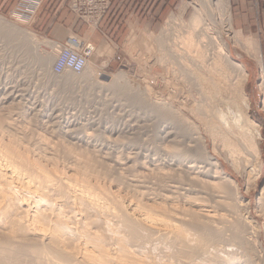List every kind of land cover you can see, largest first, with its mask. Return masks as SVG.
I'll use <instances>...</instances> for the list:
<instances>
[{
    "label": "rangeland",
    "instance_id": "374dc122",
    "mask_svg": "<svg viewBox=\"0 0 264 264\" xmlns=\"http://www.w3.org/2000/svg\"><path fill=\"white\" fill-rule=\"evenodd\" d=\"M201 1L203 0H177V2L174 3L175 5L173 7V13L167 19L162 21L163 28L166 22L173 15H176V17L177 16L182 17V20L184 21L190 19V17L193 14L194 8L197 7V4L203 5ZM224 1H228L230 3V0H221V1L215 0L212 3L213 12L217 13L220 18V23L218 21L219 24L217 25L219 26V29L214 28V31L215 33H217L218 31H221L223 33V37L227 44L229 54L234 60H236L231 50L232 46H231L230 41H233L232 34L225 32L226 30L223 29L224 27L223 24L226 19L225 12L227 9L226 5L224 4ZM205 6H207L205 8H208V10L210 9L209 4H206ZM208 23L210 24L211 22L209 21ZM23 24H25V21L21 19V14L19 12L8 14V11L4 12V10H0V127L2 126V129L4 128L3 134L2 133L0 134V142L3 140L5 141V143H9L10 140H13L17 142L16 148L19 147L18 152H20L22 156H26V157L29 156L28 157L29 160L31 161L33 160V162L36 159L38 161V162L37 161L34 162L33 165L34 166L37 165V166L35 168V171L34 170L31 171V174L29 172L30 169L26 170L24 173L22 169L19 170V168L14 166V164L12 165L16 169H18L19 172L23 173V174L20 173L19 175L20 178L19 176H15L18 180L15 177L12 178L13 180L10 179L11 183L14 182L13 184H11V187L13 188L14 191H18V192L14 193V191L12 190L13 192L11 191L12 193L9 192V194L10 195L18 194L17 196H14V197L12 196V197L14 199L18 197L17 199H19L18 201H20V202H17V200L16 201L14 200L12 201L13 202L12 205L15 204L16 207L18 208L19 205H22L24 203L22 205L23 208L24 209L28 208L29 211L31 210L30 213H26L27 216L28 214H31L29 215L30 218L27 216L25 217V215H23V218L25 217V219L23 220L22 218L20 219L19 217L18 219L20 221L26 222V225H30L31 219L33 220V217H34V208L36 206L38 207L39 205L38 202L41 200V198H43L39 203H41V205L42 203H44L43 204L44 207L41 206V208H43V210L46 212V213L44 212L45 215L48 217L47 219V217L45 216L44 219L46 218L45 220H47L50 223H47L46 221L44 222L46 224L45 225L43 222L38 223L37 221L33 220L34 222L33 221L31 222L33 224L35 223L34 224L35 226L33 227L44 229L42 232L39 231V233L41 234L44 233L45 235H48L49 234L48 231H50V234H52L51 231H54L53 228L57 229L58 226L62 227V225H65L62 228L65 227L66 230L64 231L69 230V232H64L63 229L61 228L64 233L62 236L61 234L62 232H60L61 229L59 227L58 230H55V231L56 232L58 231L61 235L57 234L56 232L55 233L58 235V237L61 236V238L62 237L64 238L65 236L66 239L69 240L67 241L64 238L66 244L63 248L62 247L61 248L64 249L65 252L67 248L68 249L70 248L71 251L70 249L69 250L67 249L68 252L66 253L70 252L69 254H74L73 257L77 258V260L78 259L81 260L82 258L81 256L83 257L86 256L88 253L86 251H89L90 254L88 253V255H92V256L100 255L101 253H99V250H98L99 249L98 247L100 245H97V244H102L106 240L107 236L108 237L106 240V249L108 251L110 249L109 252H111L113 249L114 250L113 252L116 253L118 251L117 249L119 248L118 242L117 244H115L117 240L116 237H118V235L119 237H122L121 235L124 236L125 230L122 229L123 228L122 224H121L122 227H120L119 222L112 220L114 219L113 217H111V220H110L109 219L110 217L108 216V214L109 215L113 214L115 216L122 217L124 216V212H125L126 217L125 216L124 217L128 219L127 217H129L131 213L133 212L142 213V210L144 208H141V207H144L145 204L152 203L151 205H155V203L157 202L161 206H154L152 210H150L151 214L149 213V211H147V213L149 214L145 213L146 212L145 210H143V213L147 214L149 217H151L152 215L151 221L153 220L152 222L154 223L158 222L157 224H160L161 220L168 221L167 215L166 213H164L165 208L168 209L170 206L172 207L173 205L174 207L173 209H176L177 211L179 210L181 211L184 208L187 209L189 207L188 205H187L188 207H186V204H187V202L185 201L186 199L181 198L180 195L177 193L178 191L177 192L175 191L176 188H174V186L177 187V185H175L174 182L177 181V182L184 183L185 175L187 176V174L185 173L186 171L180 166H178V164L176 163L174 159L175 155L172 154V151H175V149L176 150L182 149L188 157L191 156L190 160L192 158H193L192 160H195V161L197 160L198 164L196 163V165L200 166L201 162L206 161V157L202 155L203 151L201 150L200 138H197V135H196V134H199L200 136L204 138L208 151L211 152L210 154L219 160L224 170L237 182L239 186V194H240L239 196H241L242 201H244L243 202L244 205L248 203V207L245 213L243 212L244 210L241 211L242 212L241 217L243 219H247V222L250 221L249 223L250 225L247 231L248 238L257 239L259 249L262 253V256H264V205L260 201L262 189L264 187L263 186L264 185V125L261 124V121H263L264 123V85L260 87L261 91H258V94L259 95L261 94L263 96V100L260 103V104L263 103V107L259 106V108H255L253 107L252 100H251V95L253 93L252 91H254V89H252V86L255 83V81L253 80V83H251V78L249 76L250 73L248 72L246 66L243 63L236 60L237 62L241 63L244 66L246 72L248 73V79L244 87V91L250 102V108L247 111V113L253 120H255L260 125V132H261L262 139L259 141V147H260V160L259 161L255 160L254 158L255 153L250 151L249 148H247L246 141L242 137H239L238 135L231 136V139L234 138L231 141L238 146V149H239L238 151L239 153H237L238 155L237 154L234 156L227 155L228 153L226 154V150L225 151L223 150V149H226V146H224L225 144L222 143V141L219 142V140H216L218 139L216 138V135H214L216 133L212 132L213 127L215 126L214 122H216V120L214 121L213 119H210V116H208L210 114L207 115V113H205L207 115L206 116L204 113H203L204 115L201 113L202 111L199 112L200 110H198L202 107V106H199L200 103L204 104L205 103L204 101H208L207 98H206L207 100L205 98H202L201 94L204 93L203 97L209 94L211 98V100H209L210 103L207 102L208 105H211L209 107L211 108L214 106L213 109H215V111L222 112L223 114L227 116L225 118L227 119L226 121L220 120L225 130L230 131L231 128L237 130L238 126L235 122H233L234 121L233 120L234 110L233 109L231 110L233 112H229L228 110L229 108H232L233 106L228 107L227 105L228 97H229L228 96L229 90L227 88H224L223 90L221 89L222 91L220 92V90H215L214 88L210 87L207 84L204 85L203 83L201 84L198 81H196L197 82L196 83L195 79L185 80L181 74H177L175 75L176 76L175 77L174 74H172L173 72H171V69H170L171 65L166 66L170 62L167 64H163V63L160 64L161 62L159 63L157 57L158 56L161 57L162 55H164V53L166 55V50H168L169 48L168 44H171L170 40L168 41L167 39L166 40L162 39L164 38V35L162 33L163 28L160 32L156 34H150L148 31H143L142 29H138V28H130V30L129 28H125L122 39H120L118 42L113 41V43H109L101 48L95 46L93 43H89L88 41L84 42L81 38L76 37L80 43L84 42L86 44L92 45L94 50L91 56L89 57L87 63H89V67L92 70H95L96 73L98 74H96V77H93V79L88 80L80 76L82 73L75 74V73L68 71L63 74H66V73H68V75L75 74L76 76L74 75V83H72L71 85H65V83L63 82L64 75L63 74L56 75L52 72V67H53L54 62L51 64L49 63L46 64L45 67L39 64L38 60L40 59L41 54H44V55L54 54V49L50 48L49 46L50 44L48 40L45 39V37L41 36L35 30V28H22ZM7 29H8V35L6 33ZM12 29L18 30V31L15 30L17 32L15 33V35L10 33ZM181 33H183V31H181ZM31 36L34 37L35 40H33ZM26 37H28L29 40ZM162 41L163 43H161ZM242 52H245L249 56H252V58L256 59L259 62L260 64L259 68L261 69L262 67L261 61H260L261 57H257V56L254 57L253 55H251L252 53L250 52V50L246 48L245 49L240 48L238 50V55L241 56L242 54H244ZM259 52L261 53L260 49H259ZM114 57H115V62L112 65H110L109 61L110 59H113ZM120 74L126 77L120 84L121 85V87H119L120 89L118 88L119 91L121 90V88L123 89L119 93L118 90L113 89L111 85L114 80L113 77H116ZM103 76L104 77L106 76L108 78L104 79ZM188 81L190 84L187 83ZM108 83H109V86H108ZM199 84L202 88L199 86ZM134 85L136 86L134 87ZM257 88L259 90L258 86ZM205 91L210 92V93H207ZM199 92L201 94H199ZM154 102H156V105L157 103H159V105L157 106L160 108L161 106L162 107L164 106L165 109H167L171 106L169 109H167V112L173 111L172 116L174 115L173 119L176 121L169 119L171 114L169 115L167 113L162 114L158 110H156L154 108L155 106ZM152 104H154L153 107H152ZM195 109H197L196 111L199 113L195 112L194 111ZM255 117L259 118L261 121L257 120ZM209 120H210V123H209ZM230 132L233 133L232 130ZM184 145H187V146H184ZM249 151H250V154H248ZM171 158L173 159V161L171 160ZM9 159L10 158H8V165L9 164L11 165L12 163L9 161ZM38 159L39 160L41 159L40 162ZM237 161H240V162H237ZM43 163L46 164L45 166H48V168L47 167L45 169L41 168L44 166ZM238 163H240V165ZM91 164L93 166H91ZM52 165L55 167H53ZM237 165H238V168H237ZM51 166L53 169L51 168ZM90 167H93V168L91 169ZM57 169H60V170L57 171ZM63 169L65 171H63ZM75 169H76V172H74ZM44 170L47 172V173H44V176L46 178H42L41 176L43 175L36 174L37 172L43 173ZM53 170H56V171H53ZM79 170H81L83 173ZM87 171L89 173H87L86 175ZM49 173H50V176H49ZM78 173L79 175L80 173H82V176L79 177ZM24 174L26 175V178L24 177L25 176ZM59 174L60 176H63V177L59 178L60 177ZM65 175L67 178L70 177V180L69 179L66 180L67 178L65 177ZM50 177L52 179L56 178L55 180H60L58 182L62 181L66 183V181H69L70 184L73 185L74 189L70 185L71 189L69 187V189L67 190L66 188H63V186L60 183L56 184L58 183L57 181H53L50 184L53 183L52 186L54 187V190L56 191L53 190L54 191L53 192L52 190H49V189L46 190L45 186L47 183L45 182L47 181L45 180L48 179V181H50L49 180ZM179 177H182V179ZM74 178H75V181H77L76 182L77 184L75 183V181L74 182H72L73 180L71 181V179H74ZM77 178L79 180H77ZM84 179L87 181V182L85 181L86 184L83 183ZM251 179L253 182H251ZM21 180L24 183L25 182L27 183L29 182V183L24 184L21 182ZM25 180H29V181H25ZM32 180H33L32 182L33 184L30 183ZM15 181H18L21 183H18ZM42 182L45 185L43 184L42 186ZM69 182H67L66 184L69 185ZM79 182L81 183V187H80ZM35 183L36 184L38 183V186L35 185ZM78 183H79V186H78ZM184 184H187V182H185ZM33 185L35 186V188ZM83 185L85 186L84 189L82 188ZM25 187L27 189L29 188L28 189L29 191L27 189L25 190ZM19 188H22V189H19ZM42 188H45V189H42ZM75 189L79 190L78 192H75L76 194L74 193V191H77ZM185 189H187V187H185ZM196 189L200 190L199 188H196ZM20 190H22L23 193L27 191L26 194L27 193L28 194L27 195L23 194L21 193L22 191ZM34 190L38 191V193L36 191L34 192ZM92 190L94 193L93 195H96V196L91 195ZM99 190H101L102 193ZM103 190H105V192L107 191L106 194ZM41 191L46 194L41 195L42 193ZM50 191H52L53 195L55 193V197L57 198L59 202H57L56 198L51 194ZM67 191H69L70 193ZM87 191L88 192L90 191L91 194L90 193L88 194ZM209 191L213 192L212 190H207L208 193H210ZM103 192L106 196L108 194L107 197L110 199L107 198L106 200V196L103 195ZM82 193H84L85 195ZM176 193L178 194L179 197H177ZM218 193H215V194H218ZM66 194H69V195H66ZM223 194L224 193H222L220 196H225ZM40 195L44 197H41ZM169 195L170 196L172 195L173 198L171 200L166 201V197ZM32 196L35 198H33ZM98 196H99V199H98ZM101 196H104V197H101ZM111 196H113L114 198L113 197L111 198ZM21 197L24 198L23 199L25 200L24 202L23 200L20 199ZM30 197H32L33 199H31ZM38 197H41V198L39 199ZM81 197L83 198L81 199ZM225 197L230 199L231 204H234L236 198L232 190L228 191ZM76 198L78 199L76 200V204H75V200L73 199H76ZM177 198L180 199V202ZM34 199L36 200L34 201ZM37 199H39V201ZM45 199L48 202H45ZM52 199L54 200V202ZM102 199H105V200H102ZM111 199L113 200V202L111 201ZM148 199L151 200L152 202L148 201ZM31 200L33 201L31 202ZM116 200H118V202L121 203L124 209L122 206H120V204L116 202ZM36 201H38L36 203L38 205L35 206V204H32V203ZM161 201L163 203H161ZM26 202L30 204V207H29V204L26 205ZM49 202H51V205L50 206L48 205L49 206L48 207L47 205H45V203H49ZM52 202L55 203L56 207L52 205ZM66 202L68 203L70 202L71 204L69 203L68 205V203L66 204ZM83 202L84 203L86 202V203L84 204ZM102 202L106 203L107 205L103 204ZM172 202L175 204H173ZM61 203H65V204H63V206H60L62 205ZM96 203L98 204V206ZM114 203L118 204L119 206L118 205L116 206ZM15 205L13 206L15 207ZM32 205H34V207ZM58 205L60 207H57ZM67 205L68 207H66ZM129 205H131L130 208H129ZM10 206L8 207V210L13 208V207L10 208ZM25 206L27 207L25 208ZM163 206H165V208ZM37 207L35 208V210H37ZM70 207L72 208V210L70 209ZM95 207L97 209V213L95 212L96 211ZM120 207L122 208L120 211H118ZM45 208L47 209L45 210ZM105 208L108 210L104 211ZM111 208L114 210L111 211ZM55 209L58 210V212L60 211L61 214L64 211L65 212L67 211L65 215L62 214L63 217L65 216L66 218V220L65 218H63L65 221H63L61 214H59V216L56 217L58 214L56 213L57 211ZM87 209H89L88 211H90L91 209L92 210L89 213ZM125 209H128V211ZM47 210L48 211L50 210V211L48 212ZM54 210L57 215L54 213L55 215L53 214L52 216V213L54 212ZM72 211L76 212V214L77 213L80 214V212H82L81 213L82 215L80 214L81 217L79 218V214H77L76 216V214L73 213ZM101 211L104 213H102ZM219 211H220V208L219 210H216L217 213ZM83 212H84V215H83ZM126 212H129V214L128 213L126 214ZM105 213H108V214H105ZM117 213H120V214H117ZM220 213L223 214L222 210L219 212V214ZM70 214H71L70 223L75 222L76 223V224L74 223L75 225H73V223L72 224L69 223L68 219H69ZM89 214H91L90 216L92 220L91 218H89L90 217ZM164 214L166 216L165 219L163 217ZM66 215L68 216L66 217ZM83 216L84 217L86 216V217L84 218ZM160 216L163 217L161 220L158 219V218H161ZM72 217L73 218L75 217V219L76 218L77 219L71 220L73 219ZM97 217L99 218V220ZM56 218H58L57 220L59 221L62 219L63 223L60 225L58 224L59 221H56L57 223L55 222V220L53 221V219H56ZM86 218L88 220H86ZM26 219L28 220L25 221ZM79 220L80 221L82 220L81 223H79L80 222ZM93 220H97V221H94V223L90 222ZM85 221L86 223H84ZM106 221L107 223H103ZM114 221L116 222L114 223L115 226L113 224ZM96 222L99 225L100 224H103V225L102 226L100 225L101 226L100 227ZM89 223H92L91 226L89 225ZM117 223L119 227L117 226ZM52 224L56 225L57 227L56 226L54 227V225L51 227L50 225ZM66 224H67V228H66ZM84 224L85 226L88 224L86 227L87 229L85 228ZM104 224L108 227V230ZM109 224H112V226H110ZM39 225L42 227H40ZM70 225H73V227ZM93 226L97 229H95ZM77 227H78V231L76 230ZM116 227H117L116 230L118 232L120 231L121 235L118 234V232L116 234V231H115ZM46 228H49L50 230ZM70 228H72V233L70 231ZM73 228L75 231L73 230ZM81 228L86 229L87 231L91 228L90 229L91 232L90 230L87 232L86 230H83ZM93 228L94 230H96V232L93 230ZM120 228L122 230H118ZM112 230L115 232L114 235H113ZM76 231H77L76 235L79 236L78 238L79 240L76 239L77 238V236H75ZM65 233L69 235H66ZM93 233L95 235H93ZM106 233H107V236H106ZM91 234L94 237L98 236L99 238L91 237L90 239L89 237L92 236ZM88 235L89 237H87ZM112 235L114 236V238L112 237ZM69 236L72 238L73 242L71 241V238ZM84 236H86L85 238L87 239H85ZM32 237L27 236L26 238H24L26 239L27 242L24 241L23 243L24 245L23 244L22 245L23 246L30 245V244L33 245V243L36 242V240L38 239L36 236H34V238ZM27 238H30V239H27ZM31 238L33 241L31 240ZM110 238H113V240L111 239V242L109 243ZM98 239L100 242H98ZM80 240H83V241H81L80 243ZM101 240L103 242H101ZM89 241H91L90 243L93 244L92 246L91 244H88ZM113 241H115V243ZM92 242H95L96 244ZM0 243H1V239H0ZM73 243L75 244L73 245ZM84 243L85 244L87 243L88 247H87V244L86 246H84ZM114 245H117V246H114ZM73 246H77V247L73 248ZM82 247L84 248L86 247L87 250L86 248L85 250L84 248L82 249ZM111 247L113 248L111 249ZM95 248H98V249H95ZM75 250L77 251L80 250V251L77 252ZM96 251L99 254H96ZM80 252L81 254H84V255H81ZM92 252L94 253L91 254ZM113 252H111V255L113 254L112 256H114L115 254ZM117 254L118 253H116L115 255L118 257ZM8 256H12L16 258V256L14 255H8ZM112 256L110 257V259H112ZM116 256H114L115 258L113 257L112 259L113 262L114 261L117 262L118 258ZM8 258H9L8 259L9 261L7 260L8 262L6 264H9L11 262H13L14 264H20V263L26 264L28 262L26 260H29V258L27 257H25V259L27 258L26 260L24 259V257L23 258L20 257L19 261H18V257L17 259H13L11 257H8ZM21 258H22V261L20 262ZM30 261L31 260H29V262ZM31 263L32 261L28 264H31ZM61 264L63 263L61 262Z\"/></svg>",
    "mask_w": 264,
    "mask_h": 264
},
{
    "label": "bare ground",
    "instance_id": "6f19581e",
    "mask_svg": "<svg viewBox=\"0 0 264 264\" xmlns=\"http://www.w3.org/2000/svg\"><path fill=\"white\" fill-rule=\"evenodd\" d=\"M214 1L215 0H203V1H201L203 3V5L202 4H199V5L197 4V7L194 8L192 16L188 20L184 21V20H182V17L177 16L178 17L177 18L176 15H173L166 22V24H165V26L163 28V31H162V33L164 35V38H162V39H164V40L167 39L168 41L170 40L171 44H168L169 48H168V50H166V55L164 53V55H162L161 57L158 56L157 58H158L159 63L161 62L160 64H162V63L163 64H167V63L170 62L166 66L171 65L170 69H171V72H173L172 74H174V76L177 75V74H181L182 77L185 80L186 79H192V80L195 79V82L198 81L201 84L202 83L204 85L207 84L210 87L214 88L215 90H220V92L224 88H227L229 90V92H228V96L229 97H228L227 105H228V107H231V106H233V107L229 108L228 110H229V112H233V111H231L232 109L234 110V112H233L234 113V119H233L234 121L233 122H235L237 124V126H238L237 130L231 128L233 133L230 132L231 131L230 129H229L230 131L225 130L224 126H222V124H221L220 120L226 121L227 119H225V118L227 116L225 114H223L222 112L215 111V109H213L214 106L210 108L209 106H211V105L207 104V102H209V100H211L210 95L207 94V93H210V92L205 91V92H207V93H205V94H207L205 97H203L204 93L201 94L199 92V94H201V97L205 98V99L207 98L208 101H204L203 100L205 103L204 102H203L204 104L200 103L199 106H202V107L200 109H198L199 108L198 107L197 109L200 110L199 112L202 111L201 112L202 114L203 113L204 114L207 113V115L210 114V115H208V116H210V119H213L214 121L216 120L217 124H216V122H214L215 126L213 127L212 132L216 133V134H214V135H216V138H218L216 140H219V142L222 141V143L225 144L224 146H226V149H223V150L224 151L226 150V154L228 153L227 155L234 156L237 153H239L238 152L239 151L238 146L231 141V140L234 139V138L231 139L232 135H234V136L238 135L239 137H242L246 141L247 148H249L250 151L255 153V156H256V157L254 156L255 160L259 161L260 160L259 141L262 139L261 132H260V125L255 120H253L247 113V111L250 108V102H249V99H248V97H247V95H246V93L244 91V87H245V84H246L247 79H248V73L246 72L244 66L241 63L237 62L236 60H234L230 56L227 44H226V42L224 40V37H223V33L221 31H218V30H217L218 31L217 33H215V31H214V28H216V29L218 28L219 29V26H217V25L220 23V18L218 16V14L213 12V9H212L213 8L212 7V3ZM206 4H209V7H210L211 10L210 9L208 10V8H205V7H207V6H205ZM224 4L226 5L227 9H226V12H225L226 13V16H225L226 19H225V22L223 24L224 27L223 26L222 27H223L224 30H226L225 32L232 34V39H233L234 43L236 45H240L241 46L242 45L241 44L242 41H241V39H240L241 42H239V40H238V38H241V37L240 36L236 37V35H235L236 33L234 34V32H233L232 20H231V14H230V3L228 1H224ZM209 21L211 22L210 24L208 23ZM218 21H219V23H218ZM212 24H213V26H212ZM15 30L16 29H12V31H10V33L15 35V33H17L16 31H18V30H16V31ZM181 31H183V33H181ZM6 33L8 35V29H7ZM18 37H20V36H18ZM26 38H28V37H26ZM32 39L35 40L34 37H32ZM28 40H29V38H28ZM206 40H208V41H206ZM247 40L245 39V41H244V39H243L244 49L246 48V49L250 50V52L252 53L251 55H253L254 57H256V56L260 57V52H259V48H258L259 46L256 43H254L252 41L250 42V41H247ZM161 43H163V41ZM46 53H48V52H46ZM162 53H163V51H162ZM54 56H55V54H52V55L41 54L40 55V59L38 60L39 64L41 66L45 67L46 64L53 63L54 59H55ZM96 74H98V73H96L95 70H92L89 67V63H87V65L85 67V70L82 72V74L80 76H82L84 79H88L89 80V79H93V77H96ZM63 75H64L63 76V82L65 83V85H71L72 83H74V75L75 74L68 75V73H66V74H63ZM125 77L126 76L121 75V74L116 76V77H113L114 80H113L112 85H111L112 88L115 89V90H118V88L121 87L120 84L125 79ZM106 78H108V77H106ZM126 81H127V79H126ZM103 82H104V80H103ZM128 83H130V82H128ZM187 83L190 84L189 81ZM108 86H109V83H108ZM135 86L136 85H134V87ZM199 86H200V84H199ZM203 88H204V86H203ZM209 89H211V88H209ZM122 90L123 89L121 88V90L120 91L118 90V92L120 93ZM134 92H135V90H134ZM201 92H203V91H201ZM139 95H141V94H139ZM140 100H142V99H140ZM156 102H154V104H155L154 108L156 110H158L162 114H165V113H167L168 115L171 114L169 119L173 120V121H176V120L173 119L174 115L172 116V112L173 111L172 112L168 111L169 113L167 112V109H169L171 106L169 108L165 109L164 106L162 107L160 105L161 106V108H160V107L157 106V105H159V103H157V105H156ZM198 103H199V101H198ZM140 104H142V103H140ZM154 104H152V107H153ZM197 109H195L194 111L197 112L196 111ZM199 112H197V113H199ZM209 123H210V120H209ZM212 124H213V122H212ZM3 129H2V126H1L0 127V134L1 133L3 134V132H4ZM207 130H208V128H207ZM209 130H210V128H209ZM196 135H197V138H200L201 150L203 151L202 155L206 157V161L205 162H201L200 166L196 165V163L198 162L197 160L196 161L192 160L193 158L190 160L191 156L188 157L186 155V153L182 149L181 150H176L175 149V151H172V154L175 155L174 159H175L176 163L178 164V166L183 168L186 171L185 173L187 174V176L185 175V179H184V183L187 182V184H184V183H181V182H177V181L174 182V184L177 185V187L174 186V188H176L175 191L176 192L178 191L177 193L180 195L181 198L186 199L185 200L187 202L186 207L189 206L187 209L184 208L181 211L180 210L177 211L176 209H173L174 208L173 205H172V207L170 206L171 208L169 207L168 209L165 208V206H163L165 208V210H164L165 212L164 213H166L168 221H162L161 220L163 217H164V219L166 218V216L164 214L163 217L160 216L161 218H158V219L161 220L160 224H157L158 222L157 223L156 222L155 223L152 222L153 221V220L151 221L152 215H151V217H149L147 215V214L150 213V210H152V208L154 206H161L157 202H156L157 204L155 203V205H151L152 203H150V204H145L144 207H141V208H144L143 210L146 211L145 213H147V211H149V213H147V214H144L143 210H142V213H135V212L131 213V211H130L131 215L129 217H127L128 219L125 218L126 217L125 216V212H124V216L125 217L124 216H122V217L121 216H115L113 214L109 215L108 214L109 212L105 213V214H108V216L110 217L109 218L110 220H111V217H113L114 219H112V220H115L116 222H119L120 223L119 226L120 227L123 226L122 229L125 230V232L123 231L124 232V236H123V235H121L120 231H119L120 232L119 233L116 230L117 227L115 228L116 234L118 232V234H120L122 236V237H119V235H118V237H116V239H117L116 243H115V241H113L115 244H117V242H118V245H119V248L117 247L118 251L116 252V253H118L117 254L118 257L115 255L116 253L113 252L114 251L112 249L113 247H111V249H112L111 252L115 253L114 256H116L118 258V260H119V261L117 260V262H115V261L113 262V260H112L113 257H114V256H112L113 254L111 255V252H109L110 249H109V251L106 249V240H107V237H108L107 236L108 232L106 233V236H107L106 240L104 241L102 239L105 243L101 240V242H103V243L102 244H97V245H100L99 247L96 245L99 249L95 248V249H98L99 253H101V254L92 256V255H88L89 251H86V252H88L87 255L84 256V257L81 256L82 257L81 260H79V259L77 260V258L73 257L74 254H69L70 252L66 253V252H68V250L70 248L69 249L67 248L68 250L66 249V252L64 251V249H62L65 246V244H66V242L64 240V238L66 239V237L64 236V238L63 237L61 238V236L58 237L57 234H59V235L62 234V236H63V234H64L63 231L66 230V229H65V227L64 228H62V227L65 226V225H62V227L58 226V228L60 227V229L61 228L63 229V231H62V229L61 230L59 229L60 232H62L61 234L58 231L57 232L55 231V230H58V228L57 229L53 228L54 231H51L52 234H50V231H48L49 234H50V235L48 234L49 236L45 235L44 233L43 234L39 233V231L42 232L44 229H41V228L39 229L37 227H33V226H35L34 225L35 223L33 224L31 222L33 220L37 221L38 223H41V222L44 223V222L47 221V220H45L46 218L44 219V217L46 216L45 215L46 212L43 210V208H41V206H43L44 203H42V205H41V203H39L43 199L41 197H44V196H41V195L46 194V193H43L42 191H41L42 193L40 195L41 197H38L39 199L41 198V200L39 201V199H37L39 202L36 201V202L32 203V204H35V206L39 204L38 207L36 206L37 210H35L36 207L34 208L33 220L31 219V222L29 220L30 225L31 224L32 225L31 226L30 225H26V222H22V221H20L18 219L20 217V219L22 218L24 220L25 217L27 216L26 213H30L31 210L29 211L28 208L24 209L23 206H22L24 203L22 204V202H21L22 205H19L18 208L16 207L15 204H13V205H15V207L12 205V203H13L12 201H14V200L15 201L17 200V202H20V201H18L19 199H17L18 197L16 199L13 198L14 196H17L18 194L17 195L16 194L15 195L14 194H11V195L9 194V192L12 193L14 191L13 188L11 187V184H13L14 182L11 183L10 179L14 178L15 176H19L20 173H21L14 166L19 168V170L22 169L24 171V173H25L26 170L30 169L29 172L31 174V171H33V170L35 171V168H36L37 165L34 166L33 164H34L35 161H37V159L34 160V162H33V160L32 161L29 160V158H28L29 156L28 157L22 156V154H20V152H18L19 151L18 150L19 147L16 148L17 142H15L13 140H10L9 143H5V141L2 140L0 142V234H1L0 235V237H1L0 238L1 239V243H0V264H6L9 261L8 257H11L13 259H17V257H18V261H19L20 257H22V258L24 257V259H25V257H27V258H29V260L32 261L31 264H61V262L63 264H263L264 256H262V253H261V251L259 249V245L257 243V239L256 238L255 239L248 238V235H247V231H248V227L250 225L249 224L250 221L247 222V219H243L241 217V213H242L241 211L244 210L243 212L245 213V211L247 210V207H248V203L244 205V203H243L244 201H242L241 196H239L240 195L239 194V186H238L237 182L224 170V168L220 164L219 160L216 157H213L210 154L211 152L208 151V148L206 146L204 138L202 136H200L199 134H196ZM244 140H243V142H244ZM191 142H193V141H191ZM18 144H19V142H18ZM184 146H187V145H184ZM216 146H217V144H216ZM215 149H216V147H215ZM184 150H185V148H184ZM250 151H249L248 154H250ZM25 155H26V153H25ZM240 155H241V153H240ZM8 158H10L9 161L12 163L11 165L10 164L8 165ZM238 158H237V160H238ZM40 160H39V162H40ZM171 160L173 161L172 158H171ZM240 160H241V158H240ZM48 162H49V160H48ZM52 162H53V160H52ZM237 162H240V161H237ZM115 163H117V162H115ZM13 164H14V166H12ZM49 164H50V162H49ZM238 164L240 165V163H238ZM45 165L46 164H44V166L41 167V168H44V169L46 167L48 168V166H45ZM188 165H190V166H188ZM52 166H51V168H52ZM91 166H93V165L91 164ZM95 166H97V165H95ZM53 167H55V166H53ZM41 168H40V170H41ZM57 168H58V166H57ZM90 168L92 169L93 167H90ZM237 168H238V165H237ZM58 170H60V169H57V171ZM42 171H43V169H42ZM53 171H56V170H53ZM63 171H65V170L63 169ZM79 171H81V170H79ZM74 172H76V169H75ZM44 173H47V172L44 170L43 173L42 172H37L36 174L43 175L41 177L42 178H46L44 176ZM82 173H80V175L78 173L79 177L82 176ZM87 173H89V172L87 171L86 175H87ZM21 174H23V173H21ZM45 175H47V174H45ZM66 175H65V177H66ZM86 175H85V177H86ZM49 176H50V173H49ZM59 176H60V174H59ZM24 177L26 178V175ZM61 177H63V176H60L59 178H61ZM19 178H20V176H19ZM71 178H73V177H71ZM75 178L71 179V181L73 180L72 182H74ZM78 178H77V180H79ZM179 178L182 179V177H179ZM51 179L52 178L50 177L49 178L50 181H48V179L45 180V181H47V182H45V183H47L45 188H46V190L49 189V190L53 191L54 190V187L52 186L53 183L52 184H50V183L53 182V181H57L58 182L60 180H55L56 178H54L52 180ZM68 179L70 180V177H68L66 180H68ZM85 179H87V178H85ZM85 179L83 181L84 184H86L85 183V181H86ZM253 179H255V178H253ZM22 180H21V182H22ZM33 180L30 183H32ZM35 180H36V178H35ZM25 181H29V180H25ZM40 181H41V179H40ZM15 182H18V181H15ZM21 182H18V183H21ZM67 182H69V181H66V183ZM76 182L77 181H75V183ZM251 182H253L252 179H251ZM22 183H24V182H22ZM25 183H27V182H25ZM59 183L63 186V188H66L67 190L69 189L70 185H71V187H73V185L70 184V182H69V185L64 183V182H62V181L58 182L56 184H59ZM79 183H78V186H79ZM81 183H82V181H81ZM81 183H80V187H81ZM43 184L44 183L42 182V186H43ZM35 185L38 186V183L37 184L35 183ZM74 186H76V185H74ZM15 187H17V186H15ZM26 187H25V190L27 189ZM40 187H41V185H40ZM56 187H57V185H56ZM71 187H70V189H71ZM77 187H75V188H77ZM84 187L85 186L83 185L82 188L84 189ZM88 187H89V185H88ZM90 187H92V186H90ZM93 187H95V186H93ZM185 187H187V189H185ZM34 188H35V186H34ZM34 188H32V189H34ZM45 188H42V189H45ZM196 188H199L200 190H197ZM19 189H22V188H19ZM73 189H74V187H73ZM93 189H95V188H93ZM36 190H34V192ZM75 190H77V189H75ZM207 190H212L213 192L209 191L210 193H208ZM230 190H232L234 192V194H235V198L236 199H235L234 204H231L230 199L225 197L226 194L228 193V191H230ZM20 191H22V190H20ZM52 191H50L51 194H52ZM54 191H56V190H54ZM69 191H67V192H69ZM78 191L79 190L74 191V193L78 192ZM96 191H97V189H96ZM99 191L101 192V190H99ZM103 191L105 192V190H103ZM182 191H184V192H182ZM15 192H18V191H14V193ZM26 192L27 191H25V193H23V191H22L21 193L26 194ZM36 192L38 193V191H36ZM104 192H103V195H105L107 191L105 192V194H104ZM89 193L91 194L90 191L88 192V194ZM215 193H218V194H215ZM222 193H224L223 195H225V196H220ZM35 194H34V196H35ZM82 194H84V193H82ZM93 194L94 193H93V190H92V194L91 195H93ZM178 194H177V197H179ZM26 195H24V196H26ZM66 195H69V194H66ZM30 196H31V194H30ZM53 196L55 197V193H54ZM58 196H60V195H58ZM63 196H64V194H63ZM70 196H68V197H70ZM93 196H96V195H93ZM107 196H108V194H107ZM107 196H106V200L108 198ZM22 197H23V195H22ZM22 197L20 198L21 200L24 199ZM32 197H30V198L31 199L35 198V197H33V198ZM48 197H49V195H48ZM101 197H104V196H101ZM112 197L113 196H111V198ZM27 198H28V196H27ZM30 198H29V200H30ZM45 198H47V197H45ZM82 198L83 197H81V199ZM172 198H173L172 195L171 196L169 195V196L166 197V201L171 200ZM58 199H60V198H58ZM77 199L78 198L73 199V200H75V204H76V200ZM98 199H99V196H98ZM108 199H110V198H108ZM149 199H148V201L152 202ZM26 200H28V199H26ZM35 200L36 199H34V201ZM56 200H57V198H56ZM102 200H105V199H102ZM178 200L180 202V199H178ZM24 201L25 200H23V202ZM32 201L33 200H31V202ZM67 201H68V199H67ZM84 201H85V199H84ZM111 201L113 202L112 199H111ZM162 201H161V203H163ZM260 201L264 205V187L262 189V194H261ZM37 202H38V204H36ZM45 202H48V201L45 199ZM53 202H54V200H53ZM53 202H52V205L55 206V203H53ZM57 202H59V201L57 200ZM116 202L118 204H120V206H122L121 203L118 202V200H116ZM154 202H155V200H154ZM67 203L68 202H66V204ZM69 203H68V205H69ZM108 203H110V202H108ZM16 204H18V203H16ZM27 204H29V203L26 202V205ZM61 204L62 205H60V204L59 205L63 206V204H65V203H61ZM103 204H106V203H103ZM114 204L116 206L118 205L116 203H114ZM173 204H175V203H173ZM45 205H47V206L49 205L50 206L51 202L45 203ZM59 205L57 207H60ZM68 205L66 207H68ZM106 205H104V206H106ZM211 205H212V207H211ZM9 206H10V208L13 207L14 209L13 208H11V209H13L14 211L11 210V209H10L11 211L8 210ZM32 206L34 207V205H32ZM88 206H89V204H88ZM97 206H98V204H97ZM130 206L131 205H129V208H130ZM26 207L27 206H25V208ZM29 207H30V204H29ZM71 207H72V205H71ZM71 207H70V209L72 210ZM108 207H109V205H108ZM111 207H113V206H111ZM122 207H120V209H118V211H120ZM132 207H133V205H132ZM89 208H90V206H89ZM106 208L104 209V211L108 210ZM138 208H140V207H138ZM219 208H220V211L222 210L223 214L222 213L219 214L220 211L218 213L216 212V210H219ZM46 209L47 208H45V210ZM123 209H124V207H123ZM55 210H54V212L52 211L53 212L52 216L55 213ZM88 210L89 209H87V211ZM95 210L94 211L97 213L96 207H95ZM112 210H114V209L111 208V211ZM125 210L128 211V209H125ZM56 211H57L56 213L58 215L56 213L55 214L57 215L56 217H58L59 214H61V213H60V211L58 212V210H56ZM68 211H69V209H68ZM81 211H82V209H81ZM90 211H88V212L90 213ZM64 212L62 214L65 215L67 213V211L65 213ZM101 212H99V213H101ZM139 212H140V210H139ZM69 213H71V212H69ZM73 213L76 214V212H73ZM81 213L82 212H80V214ZM102 213H104V212H102ZM120 213H117V214H120ZM127 213L129 214V212H126V214ZM47 214H49V213H47ZM77 214H79V213H77ZM77 214H76V216H77ZM80 214H79V218L82 215V214L81 215ZM23 215H25L24 218H23ZM29 215H31V214H28L27 217H29ZM83 215H84V212H83ZM90 215L91 214H89V216ZM94 215H95V213H94ZM32 216H33V214H32ZM32 216H31V218H32ZM67 216L68 215H66V217ZM70 216H71V214L69 215V219H68L69 223H70ZM75 217L74 218L72 217L73 219H71V220H76L77 218L75 219ZM99 217H101V216H99ZM54 218H55V216H54ZM63 218H65V216L63 217V215H62V219ZM87 218H86V220H88ZM89 218H91V216ZM28 219H26L25 221H27ZM47 219H48V217H47ZM57 219L58 218L53 219V221L54 220H55V222L59 221ZM62 219L59 221L60 223L58 222V224L61 225L63 223V221L66 220V218H65V220L63 219V221H62ZM105 219H107V218H105ZM91 220H92V218H91ZM98 220H99V218H98ZM81 221L79 223H81ZM94 221H97V220H93V221H90V222L94 223ZM101 221H99V222H101ZM115 221L113 222V224L116 223ZM47 223H50V222L47 221ZM51 223H53V222H51ZM72 223H73V225L76 224L75 222H72ZM72 223H70V224H72ZM84 223H86V221ZM103 223H107V221L103 222ZM91 224L92 223H89L90 226H91ZM121 224H122V226H121ZM45 225H44V227H45ZM47 225H49V224H47ZM53 225L54 224H52L50 226L52 227ZM73 225H70V226L73 227ZM87 225L85 226V224H84L85 228L87 227ZM100 225L102 226L103 224H100ZM109 225L112 226V224H109ZM50 226H49V228H50ZM55 226L56 225H54V227ZM114 226H115V224H114ZM117 226H118V223H117ZM40 227H42V226H40ZM49 228H46V229H49ZM66 228H67V224H66ZM83 228H81V229H83ZM94 228H93V230H94ZM86 229H83V230H86ZM95 229H97V228H95ZM122 229L120 228L118 230H122ZM73 230H74V228H73ZM76 230L78 231V227H77ZM107 230H108V227H107ZM70 231L72 233V228H70ZM74 231H73V233H74ZM77 231L75 232V236H77L76 235ZM94 231L96 232V230H94ZM64 232H69V230L68 231H64ZM90 232H91V230H90ZM110 232H109V234H110ZM99 233H100V231H99ZM65 234L69 235L67 233H65ZM97 234H98V232H97ZM101 234H99V235H101ZM114 234H115V232L113 231V235ZM72 235H74V234H72ZM82 235H83V233H82ZM82 235H80V236H82ZM93 235H95V234L93 233ZM93 235L90 236V237L88 235L87 237H89L91 239V237H94ZM113 235H112V237L114 238ZM27 236L28 237H32L33 236L32 238H34V236H36L38 240H36V242H34L33 245L30 244V245L23 246L24 245L23 244L24 241H26V239H24V238H26ZM36 237H35V239H36ZM85 237L86 236H84V238ZM96 237H98V236H95L94 238H96ZM32 238H31V240H32ZM78 238H79V236H77L76 239H78ZM113 238H110L109 243L111 242V239L113 240ZM27 239H30V238H27ZM85 239H87V238H85ZM67 241H69V240H67ZM71 241H72V238H71ZM81 241H83V240H80V243H81ZM96 241H97V239H96ZM90 242L91 241H89V243L88 242L87 243L91 244ZM95 242H92V243H95ZM98 242H100L99 239H98ZM74 244L75 243H73V245ZM86 244L84 243V246H86ZM88 244H87V247H88ZM111 244H113V243H111ZM92 245L93 244H91V246ZM114 246H117V245H114ZM74 247H77V246H73V248ZM83 248L84 247H82V249ZM85 248H84V250H85ZM86 250H87V248H86ZM70 251H71V249H70ZM75 251H77V250H75ZM79 251H77V252H79ZM94 252H92L91 254H93ZM99 253L96 251V254H99ZM80 254H81V252H80ZM8 255H14V256H16V258H14L12 256H8ZM81 255H84V254H81ZM110 255L112 256V259H110V257H111ZM22 258H21L20 262L22 261ZM29 260H26V261H28L26 264L31 262V261L29 262ZM11 263L14 264L13 262H11ZM11 263H9V264H11Z\"/></svg>",
    "mask_w": 264,
    "mask_h": 264
},
{
    "label": "crops",
    "instance_id": "0c3cea01",
    "mask_svg": "<svg viewBox=\"0 0 264 264\" xmlns=\"http://www.w3.org/2000/svg\"><path fill=\"white\" fill-rule=\"evenodd\" d=\"M117 1L123 6L124 0ZM151 1L154 3L146 16L127 14L125 20L117 23L111 9L98 27L85 24L70 8V0H0V10L8 11V14L19 12L21 19L25 21L22 28H35L48 40L50 48L55 49L72 37L81 38L84 42L88 41L101 48L122 39L125 28H138L150 34L160 32L163 28L162 21L173 13L177 0H144L142 7L148 8ZM147 3L149 6L145 7ZM230 14L233 32L236 37H241L238 38L239 42L242 41L241 46L230 41L232 54L246 66L251 83L255 81L251 100L253 107L259 108L263 100L257 88L260 64L245 52L238 55V50L244 48L243 39L256 43L261 50V66L264 65V0H230ZM114 62L115 57L110 59L109 64Z\"/></svg>",
    "mask_w": 264,
    "mask_h": 264
},
{
    "label": "built area",
    "instance_id": "2783aa9c",
    "mask_svg": "<svg viewBox=\"0 0 264 264\" xmlns=\"http://www.w3.org/2000/svg\"><path fill=\"white\" fill-rule=\"evenodd\" d=\"M70 8L87 25L98 27L101 21L111 11V0H70ZM96 29V28H95ZM91 44L80 43L76 37L70 38L66 43L58 45L54 49L55 61L52 72L61 75L70 71L81 74L87 65L88 59L93 52ZM260 80L259 91L264 85V65L259 68ZM263 107V103L261 105Z\"/></svg>",
    "mask_w": 264,
    "mask_h": 264
},
{
    "label": "trees",
    "instance_id": "16d2710c",
    "mask_svg": "<svg viewBox=\"0 0 264 264\" xmlns=\"http://www.w3.org/2000/svg\"><path fill=\"white\" fill-rule=\"evenodd\" d=\"M153 1H151L149 4L147 3L145 7L149 6L148 8L142 7L144 5V0H124L123 6L117 1L112 0V14H114V18L117 20V23L122 22L126 19L127 14H136L139 16H146L150 9L152 8ZM257 120H260L259 118L255 117ZM261 121V120H260ZM261 124L264 125L263 121H261Z\"/></svg>",
    "mask_w": 264,
    "mask_h": 264
},
{
    "label": "water",
    "instance_id": "95a60500",
    "mask_svg": "<svg viewBox=\"0 0 264 264\" xmlns=\"http://www.w3.org/2000/svg\"><path fill=\"white\" fill-rule=\"evenodd\" d=\"M104 79H107L106 77H104Z\"/></svg>",
    "mask_w": 264,
    "mask_h": 264
}]
</instances>
